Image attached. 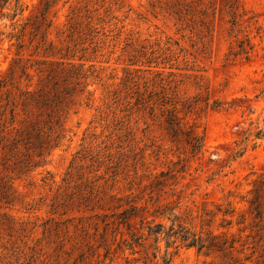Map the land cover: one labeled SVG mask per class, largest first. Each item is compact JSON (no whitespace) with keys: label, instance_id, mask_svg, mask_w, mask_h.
<instances>
[{"label":"rangeland","instance_id":"1","mask_svg":"<svg viewBox=\"0 0 264 264\" xmlns=\"http://www.w3.org/2000/svg\"><path fill=\"white\" fill-rule=\"evenodd\" d=\"M22 2L0 16L22 44H0V264H155L120 243L129 202L235 241L170 264H264V141L233 157L248 105L264 116V0ZM216 204L231 225L198 217Z\"/></svg>","mask_w":264,"mask_h":264},{"label":"trees","instance_id":"2","mask_svg":"<svg viewBox=\"0 0 264 264\" xmlns=\"http://www.w3.org/2000/svg\"><path fill=\"white\" fill-rule=\"evenodd\" d=\"M48 5V2L44 4V11L47 9ZM4 8H7L8 10H10V12L6 14L2 13L1 10ZM23 10L24 7L22 0H0L1 19L8 18L12 22V24L14 23V21H18L15 19L17 16L22 14ZM44 11H42L41 16H43ZM4 34V32H0V44L5 38L9 40L15 38L16 48L18 50L21 49L22 44L20 43V41H18V34L7 33L4 37H2V35ZM9 69L13 71V66L11 65ZM2 86V82L0 81V90ZM254 97L256 100H262L264 102V88L256 93ZM40 103L45 107L50 106L48 98L42 99ZM248 106V117H246L244 120V126L240 127L238 131L240 137L233 141L235 150L233 155L234 158L243 155L247 151L248 147H250V149H254L260 144V141H264V116L261 115L262 113H259L255 118H253L252 115L255 113V110L252 105L249 104ZM243 114L244 113H242V115ZM260 118H262L261 121ZM166 122L168 123V126L170 127L172 132H175L177 127H179V121L174 116L172 110L169 111ZM0 131H2V128ZM196 138L197 137L194 136L192 139H188V143L194 145L195 142H197L195 141ZM3 139L4 138H1V140ZM249 202L250 205L248 207V211L250 215H252L253 221L257 222V220L260 219L262 215L259 204L254 203V201ZM144 211H146L145 206H138L129 202V205L127 207L122 208L118 212L111 213V216H113L114 218L113 222L117 226H124L126 229V232L124 233L126 237L123 238L120 243H123L124 249L129 251L131 255L140 253V251L143 250L146 254L147 259H149L150 261L152 259L155 260V264H170L172 255L180 246L186 248H194L197 253H203L205 255L211 252L225 253V251H232L233 249H235L234 239H228L225 234H215L211 231H195L190 226H187L185 218L179 215V213H176L174 207L158 213L157 217L166 219V223L155 222L154 219H152L149 223L144 224L145 217L142 216V212ZM232 212V209L222 211L221 204H216L215 210H206L203 213H199L198 217H213L220 214L221 221H227V224L231 225V219L226 220L225 217L227 215L231 216ZM103 215L104 217H107L106 214ZM135 218H139L138 224L136 223V220H134ZM244 220L245 218L243 217V215H241L238 223H242ZM244 229L245 227L243 229L239 228V231H244ZM124 234L121 233V236H123ZM149 240H151V242H149ZM243 246L244 245L242 244V249ZM151 247L152 251L150 258V256H147V250H149V248ZM170 249L173 250L170 251ZM231 264L243 263L237 262V260H235V262Z\"/></svg>","mask_w":264,"mask_h":264}]
</instances>
